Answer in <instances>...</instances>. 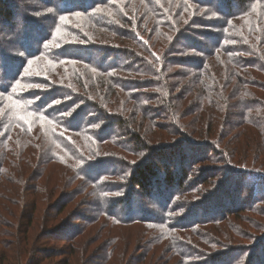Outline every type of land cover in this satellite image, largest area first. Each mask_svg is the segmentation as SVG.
I'll use <instances>...</instances> for the list:
<instances>
[{
  "label": "trees",
  "instance_id": "trees-1",
  "mask_svg": "<svg viewBox=\"0 0 264 264\" xmlns=\"http://www.w3.org/2000/svg\"><path fill=\"white\" fill-rule=\"evenodd\" d=\"M0 27V264H114L112 245L87 251L97 223L203 264L242 235L208 233L204 203L264 212V0H0ZM76 182L88 214L61 223ZM255 244L217 264L259 263Z\"/></svg>",
  "mask_w": 264,
  "mask_h": 264
},
{
  "label": "rangeland",
  "instance_id": "rangeland-1",
  "mask_svg": "<svg viewBox=\"0 0 264 264\" xmlns=\"http://www.w3.org/2000/svg\"><path fill=\"white\" fill-rule=\"evenodd\" d=\"M27 6L32 7V4L26 3V2L21 4V8L23 7V9L26 8ZM196 36H197V34H194V38ZM178 70H180V69H178ZM229 119L235 120V118H233V117L232 118L230 117ZM229 119H228V123L230 121ZM226 129L230 130V126H226ZM124 139H127V137H125ZM196 146L198 147V149H199V147H203L201 145H196ZM190 150L191 149L187 147V152H189ZM154 161L158 162V164H160L159 161H157V160H154ZM209 161L210 162L205 161V162H201L197 165L192 166L191 170L189 171V172H191L190 174H194L196 172L195 169H197V167L199 169L201 167H204L205 165L216 169L217 168L216 164L213 163L211 160H209ZM247 163L250 164L251 162L248 161ZM174 166L175 165H172V167H174ZM247 167H249V165H247ZM176 171L177 170H175V172ZM240 180H242V179H238V182L236 183V185L240 182ZM233 186H234V183H232L231 186L229 187L230 192H233ZM62 188H63V192H70V194L72 193L71 196L73 197L72 199L74 200V202L72 204H74V206H76V207L74 208L71 205H69L68 209H66V212L62 213V215L59 216L58 221L63 223L64 221L69 220L71 224H73V223L77 224L78 220L80 219L77 215H79V216L84 215L85 216V214H88V211H89L88 206H83V207H79V206L82 205L83 203L88 204L90 202V198L88 197V195L85 192L80 190V185L77 182L74 183L72 186L62 187ZM205 191H207V190H205ZM236 193H237V191L234 192V194H236ZM26 194H27L26 197L28 200L29 199L28 197L31 195L28 193H26ZM243 195H247V196L246 197L240 196L241 199L239 201L236 200L237 198H234V201L239 203L242 201V199L244 200L245 198H247L248 200H250L252 197L250 194H248V192L243 193ZM261 195L262 194H259L257 191H254V195H253L254 197L255 196H261ZM227 196H229V195H227ZM227 196L225 199L226 202L220 201L221 199L218 200L217 198H219V195H217V197H214L211 201H209V203H204L205 208L203 207L204 206L203 205L201 209L197 210L198 212H197L196 216L199 215V218H201L202 215L205 214L204 212H202V211H204L203 209H207V208L211 207L212 212H210V214L211 215L214 214V216H216V218H215V220H212L206 224V230L208 233H210L216 239L218 237L221 240L222 238H224L222 233H221V230L225 229V227L228 226V224H231V222H234L239 226V231L242 233L243 236L241 235V237L238 239H234V240L232 239L231 244L227 245L228 250H225V252L224 251H215L216 253L211 254L210 256H208L207 259L201 261V263H203V264H217L222 260L221 259V260L217 261V259L219 257L224 258L226 255V258H227L228 256L233 255L234 253L240 251V249L249 250L250 249L249 246H251L249 244L254 245L255 240L258 239L259 236L264 235V212L259 211V213L257 214V213H252L255 211L250 210V211L240 212L238 214L237 213L238 210H237V211H230L229 213L224 214V209L222 208L221 211L219 209H220L221 205L222 206H228V207H224L227 209L230 207L231 204L228 203L230 201L228 200L229 198ZM200 197H202V196H199L197 198H200ZM204 198H206V197H203L201 200H203ZM136 199L139 200V203L147 205L146 207H148L150 210L153 209L152 208L153 206L151 205V199L147 200L146 198H144V197L141 198L139 196H136V198H134L135 201H136ZM23 204L25 206V200L23 201ZM239 204H235V205L239 206ZM235 205H232V207H234ZM189 206H191V205H189ZM218 210L220 212H217ZM236 213L238 215H234ZM210 214L208 216L209 219L211 218ZM35 216H37V214H35ZM45 219H46V215H45ZM45 219H44V221H45ZM255 219H258V220L255 221ZM7 220L9 222L8 224L16 222L15 220H13L11 218H8ZM44 221H43V223H44ZM36 223H37V221H36ZM249 224L253 225V226H252V229L249 228V231H248L247 227ZM110 226L104 225V227H100V224L97 223L89 229V236H90L91 240H93V242H95V243L93 244V246L88 247L87 251L90 252L94 247H96L97 249L104 248V247H107V245L109 244V245H112L114 247V249L116 250L114 259H115V261L116 260H118V261L116 263L114 261V264H144L146 262L147 258H152V257L153 258H152L150 264H155L156 259H157L156 264H173L175 262V259H173V258H171V259L167 258L166 259V256L164 254H162V252H160V251H164L162 246L159 248L161 250H154V252L152 254H148V246L150 243V237L148 234L144 233V229L141 225H136V229H132L131 227H123V226L122 227H116V226L110 227ZM39 229H40V224L38 223L34 233L39 232ZM249 237H251V238H249ZM248 241H249V243L246 244ZM53 245L54 246L56 245L57 249L62 248L63 247V240L61 238H58V240L55 243L52 241H42L37 246H46L48 248V247H51ZM258 248H259V251H258ZM251 251L248 253V255H246V259L251 258V260H254L255 257H260L259 261L261 262V260H263V258H264V252H263L264 251V244H262L260 246H258V244H255V247H253L252 253H251ZM154 253H156V254L154 255ZM83 256L85 257V255H83ZM95 258H96L95 255L90 256L86 260V264L87 263H90V264L93 263V260H95ZM55 259H57V258H55ZM75 260H78V257ZM75 260H74V264H78ZM247 261H249V260H247ZM260 262L257 264H260ZM223 263H225V262H222V264ZM42 264H50V260L45 261ZM81 264H84V262H82ZM247 264H249V263H247Z\"/></svg>",
  "mask_w": 264,
  "mask_h": 264
}]
</instances>
